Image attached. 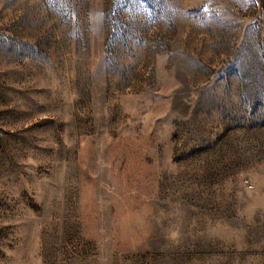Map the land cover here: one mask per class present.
<instances>
[{"label":"rangeland","instance_id":"obj_1","mask_svg":"<svg viewBox=\"0 0 264 264\" xmlns=\"http://www.w3.org/2000/svg\"><path fill=\"white\" fill-rule=\"evenodd\" d=\"M0 264H264V0H0Z\"/></svg>","mask_w":264,"mask_h":264}]
</instances>
